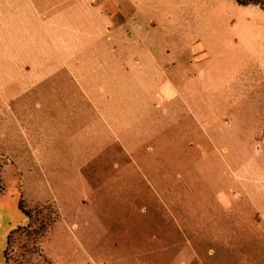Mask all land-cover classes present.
Segmentation results:
<instances>
[{"label":"rangeland","instance_id":"obj_1","mask_svg":"<svg viewBox=\"0 0 264 264\" xmlns=\"http://www.w3.org/2000/svg\"><path fill=\"white\" fill-rule=\"evenodd\" d=\"M243 1L0 0V264H264Z\"/></svg>","mask_w":264,"mask_h":264},{"label":"trees","instance_id":"obj_2","mask_svg":"<svg viewBox=\"0 0 264 264\" xmlns=\"http://www.w3.org/2000/svg\"><path fill=\"white\" fill-rule=\"evenodd\" d=\"M238 3H241V4H244V3H246L245 1H243V0H236ZM262 8L264 9V6H262ZM1 168H2V163L0 162V187H1ZM8 246H9V241H8ZM8 253H7V249H6V251H5V253H4V256H5V262H6V264H9L8 263Z\"/></svg>","mask_w":264,"mask_h":264},{"label":"crops","instance_id":"obj_3","mask_svg":"<svg viewBox=\"0 0 264 264\" xmlns=\"http://www.w3.org/2000/svg\"><path fill=\"white\" fill-rule=\"evenodd\" d=\"M4 259V258H3Z\"/></svg>","mask_w":264,"mask_h":264}]
</instances>
